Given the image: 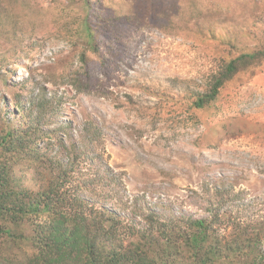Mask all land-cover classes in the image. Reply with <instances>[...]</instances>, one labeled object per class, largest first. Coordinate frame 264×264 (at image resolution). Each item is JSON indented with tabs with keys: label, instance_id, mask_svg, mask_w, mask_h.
<instances>
[{
	"label": "rangeland",
	"instance_id": "374dc122",
	"mask_svg": "<svg viewBox=\"0 0 264 264\" xmlns=\"http://www.w3.org/2000/svg\"><path fill=\"white\" fill-rule=\"evenodd\" d=\"M96 1L109 14L137 19L100 37L99 54L91 53L83 67L90 89L80 92L73 82L83 68L73 51L77 23L71 19L84 14L79 0H0L12 22L34 27L20 67L13 66L18 69L7 85L0 83L7 100L0 102L1 130L6 105L16 97L25 107L37 95L54 102L57 112L48 116L58 144L73 150L89 132L99 136L92 151L101 159L79 173L100 179L94 200L125 223L133 219L143 228L149 213L206 219L220 205L228 217L218 230L228 238L234 219L264 218V64L255 75L228 82L216 102L194 112V122L182 113L191 93L205 90L225 60L264 44V1L148 0L145 7H139L142 0ZM23 26L18 36L27 31ZM10 46L0 37L1 54L10 56ZM26 165L20 168L28 179L38 173ZM39 176L32 186L48 182L47 173ZM221 190L230 193L218 204ZM26 222L25 239L47 219ZM3 242L0 237L1 249ZM35 247L24 251L34 257Z\"/></svg>",
	"mask_w": 264,
	"mask_h": 264
},
{
	"label": "trees",
	"instance_id": "16d2710c",
	"mask_svg": "<svg viewBox=\"0 0 264 264\" xmlns=\"http://www.w3.org/2000/svg\"><path fill=\"white\" fill-rule=\"evenodd\" d=\"M147 1L142 0L139 7H145ZM79 2L84 14L75 13L71 19L75 18L77 23L74 38L78 42L73 43V51L83 68L88 66L91 53L99 54L101 36L129 27L123 23L137 19V15L131 17L116 11L109 14L102 6L98 9L96 0ZM29 15L23 14L26 18ZM19 25L27 31L18 36ZM33 28V24L12 22L0 4V37L6 36V43L11 45L7 49L10 56L0 52V83L7 85L20 67L22 55L30 47L26 42ZM263 64L264 44L225 60L205 90L191 93L192 102L186 104L183 118L194 122V112L206 110L216 102L228 82L242 73L255 75L254 71ZM81 71L73 83L84 92L90 89V77L86 69ZM16 98V103L6 105L5 129L0 128V237L4 240L0 264H264V218L251 222L234 219L230 239L222 238L218 227L228 214H221L220 205L206 219L171 220L149 213L142 217L143 228L133 219L125 223L119 213L94 200L101 194L96 190L100 179L89 180L79 173L87 162L94 169L95 162L101 159L92 151L93 141L99 136L89 132L80 147L65 149V145L57 143L58 134L50 129L54 121L48 114L57 112L55 103H44L37 95L30 98L27 108L21 104V97ZM6 101L1 95L0 102ZM17 120L18 127L14 126ZM24 163L26 169L38 173L28 179L20 168ZM43 172L47 173L48 182L39 188L32 186L38 184ZM106 185L102 190H106ZM223 190L218 195L220 202L225 203L230 191ZM36 217H44L47 222L36 226L25 239L21 231L26 221ZM34 246L37 253L30 257L24 250Z\"/></svg>",
	"mask_w": 264,
	"mask_h": 264
}]
</instances>
